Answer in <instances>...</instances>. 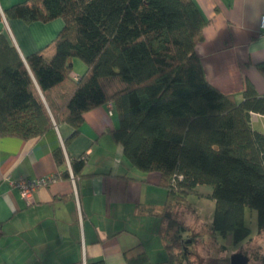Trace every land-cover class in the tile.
<instances>
[{"label":"trees","instance_id":"obj_1","mask_svg":"<svg viewBox=\"0 0 264 264\" xmlns=\"http://www.w3.org/2000/svg\"><path fill=\"white\" fill-rule=\"evenodd\" d=\"M4 14L27 23L61 18L64 26L25 58L10 33L0 32V136L39 139L67 123L69 142L88 111L112 103L119 119L113 139L134 166L160 174L168 258L154 263L139 244L125 253L127 264L191 257L195 238L183 236L190 227L181 216L186 207L200 218L186 198L203 184L213 187L216 236L248 241L246 207L258 211L264 233V131L253 126V113L264 115V95L248 83L238 99L207 80L197 51L207 21L195 0H24L0 9V20ZM75 57L86 65L81 75L73 72ZM258 68L264 75V63ZM54 158L67 162L62 147ZM70 164L76 179L94 175L84 172L85 154ZM63 176L71 179L68 168Z\"/></svg>","mask_w":264,"mask_h":264},{"label":"crops","instance_id":"obj_2","mask_svg":"<svg viewBox=\"0 0 264 264\" xmlns=\"http://www.w3.org/2000/svg\"><path fill=\"white\" fill-rule=\"evenodd\" d=\"M22 1L0 0V9L4 13ZM195 2L207 21L197 48L207 80L238 99L248 83L264 95V75L258 68L264 63V0ZM63 26L61 18L27 23L4 14L0 20V32L10 33L24 58L53 41ZM261 118L253 113L254 120ZM261 123L259 130L264 131ZM118 126L116 112L103 105L85 114L80 134L69 142L72 127L67 123L39 139L0 136V264H86L100 259L127 264L125 253L139 244L152 262L167 260L160 225L168 191L159 184L158 172L142 171L127 159L109 133ZM59 147L67 158L62 165L54 158ZM84 154V172L94 175L76 179V195L72 179L63 172L70 171L71 157ZM56 173L30 201L13 184Z\"/></svg>","mask_w":264,"mask_h":264},{"label":"rangeland","instance_id":"obj_3","mask_svg":"<svg viewBox=\"0 0 264 264\" xmlns=\"http://www.w3.org/2000/svg\"><path fill=\"white\" fill-rule=\"evenodd\" d=\"M73 63L74 74L83 72L86 68L85 63L78 57L73 59ZM259 121L263 122L264 118L258 121L253 119L257 129L261 128L262 123ZM197 191L187 196L186 203L196 210L200 218L186 207L183 208L181 216L190 227L188 231L183 232V236L195 238V243L191 246V257L184 264H230L228 260L231 256L240 253L249 258L246 264H264V233L258 234V211L251 207H246L245 210V224L251 229V238L248 241L229 244L227 238L221 235H217V239L209 224L214 218L215 210V200L209 196L213 187L203 184L198 186ZM153 248L152 251L155 250V247Z\"/></svg>","mask_w":264,"mask_h":264},{"label":"built area","instance_id":"obj_4","mask_svg":"<svg viewBox=\"0 0 264 264\" xmlns=\"http://www.w3.org/2000/svg\"><path fill=\"white\" fill-rule=\"evenodd\" d=\"M261 30L264 31V16L261 19ZM109 111L111 114L114 113V107L112 103L108 104ZM68 165L70 168L71 179L75 185V193L77 195V187H76V178L71 168V164L68 160ZM59 176V173L54 174L53 176H41V177H33V178H22L20 180L15 181L13 184L17 187L23 198L30 201L33 199L34 193L41 187L49 185L53 180H55Z\"/></svg>","mask_w":264,"mask_h":264},{"label":"water","instance_id":"obj_5","mask_svg":"<svg viewBox=\"0 0 264 264\" xmlns=\"http://www.w3.org/2000/svg\"><path fill=\"white\" fill-rule=\"evenodd\" d=\"M248 260L249 258L242 253L231 256V264H246Z\"/></svg>","mask_w":264,"mask_h":264}]
</instances>
